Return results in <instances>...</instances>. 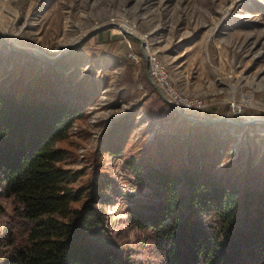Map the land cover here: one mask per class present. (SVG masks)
Here are the masks:
<instances>
[{"label":"rangeland","instance_id":"1","mask_svg":"<svg viewBox=\"0 0 264 264\" xmlns=\"http://www.w3.org/2000/svg\"><path fill=\"white\" fill-rule=\"evenodd\" d=\"M103 26L100 37L85 38ZM146 45L167 67L173 85L203 102L201 111L188 115L250 124L182 118L146 75ZM0 85L32 102L93 101L63 142L70 167L87 169L84 179L101 135L124 124V152L101 158L114 185L107 203L98 204L108 217L100 236L109 245H124L143 263L160 264V258L150 232L128 223L129 199L143 191L126 159H149L178 146L184 160L218 158L220 174L228 163L231 177L264 180V0H0ZM232 102L242 104V113L232 112ZM127 182L135 193L124 190ZM0 203L1 235L13 203ZM91 237L97 240L95 233Z\"/></svg>","mask_w":264,"mask_h":264},{"label":"trees","instance_id":"2","mask_svg":"<svg viewBox=\"0 0 264 264\" xmlns=\"http://www.w3.org/2000/svg\"><path fill=\"white\" fill-rule=\"evenodd\" d=\"M92 102H32L0 85V198L13 203L0 264H146L100 236L108 217L98 204L114 185L101 158L124 152V124L101 135L86 179L87 169L70 167L63 142ZM170 149L125 160L143 191L129 199L128 223L150 232L160 264H264V180L231 177L228 163L220 174V159L191 162Z\"/></svg>","mask_w":264,"mask_h":264},{"label":"built area","instance_id":"3","mask_svg":"<svg viewBox=\"0 0 264 264\" xmlns=\"http://www.w3.org/2000/svg\"><path fill=\"white\" fill-rule=\"evenodd\" d=\"M144 53L149 58V71L153 80L162 89L166 97L171 102H173L187 114H193L197 111H201L204 108L202 101L190 99L185 93L173 85L167 67L161 61H159L157 53L152 52L149 45L145 46ZM130 56L136 62H139L141 59V56L135 55L133 53H131ZM231 107V110L235 115L242 113V104L240 102H232ZM123 188L128 192L135 193L136 191V187H133L130 182L125 183Z\"/></svg>","mask_w":264,"mask_h":264},{"label":"water","instance_id":"4","mask_svg":"<svg viewBox=\"0 0 264 264\" xmlns=\"http://www.w3.org/2000/svg\"><path fill=\"white\" fill-rule=\"evenodd\" d=\"M106 28V26L100 27L98 29H95L93 31H91L90 33H88L85 38H91L92 36L98 34L102 29ZM124 31H126L124 29ZM144 43V42H143ZM144 50V49H143ZM31 55H35L36 53L33 52H28ZM145 54V53H144ZM38 56V55H36ZM145 59H146V75L149 79V81L155 86V88L158 90V92L161 94L162 98L164 99V101L170 106L172 107L175 112L177 114H179L182 118H184L187 121H190L192 123H204V124H208V123H215L217 121H231V122H235L236 124L239 125H245V124H250V121H243L242 119H237V118H228V117H222V118H203V117H198V116H191L188 115L187 113H185L183 110H181L178 106H176L173 102H171L166 95L164 94V92L162 91V89L155 83V81L153 80L150 71H149V58L148 56L145 54ZM44 59V57H41Z\"/></svg>","mask_w":264,"mask_h":264}]
</instances>
